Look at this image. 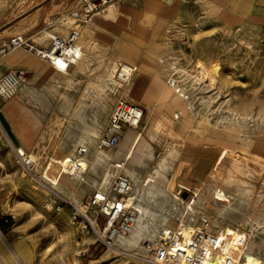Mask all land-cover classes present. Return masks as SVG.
Segmentation results:
<instances>
[{"label": "rangeland", "instance_id": "1", "mask_svg": "<svg viewBox=\"0 0 264 264\" xmlns=\"http://www.w3.org/2000/svg\"><path fill=\"white\" fill-rule=\"evenodd\" d=\"M44 1L0 0V42L15 34H24L37 45L47 46V34L65 36L72 25L67 16L71 9L55 19H39L37 9ZM156 5L162 11L157 12L150 24L149 14L139 16L134 9H130L131 14L127 13L124 1L111 0L87 22L98 34L94 36L95 41L87 44L80 35L79 43L84 47L82 57L77 65L68 67L67 74L56 72L49 64L44 66L46 62L24 49L11 50L0 58V62L11 67L21 62L20 55L25 54L29 59L25 58L24 62L31 65L25 66L27 73L14 71L21 73L20 88L10 98L0 99V109L17 136L15 139L0 120V231L3 232L0 243L9 247L10 255L11 250L19 248L15 263L29 264L34 256L43 264H154L142 249L143 240L141 249L117 250V245L111 248L96 241L89 229L75 228L70 214L77 204L68 202L71 200L67 195L38 180L51 158L61 159L72 150L76 140L90 128L95 114H99L103 127L120 98L144 111L139 126L133 131L141 132V142L149 143L153 158L145 159L137 168L141 175L153 171L166 158L173 170L169 188L174 191L176 184L189 188L186 179L197 169L198 157L207 151L217 156L212 158L209 174L195 188L200 189L204 200L197 206L198 213L193 219L206 216L212 221L215 218L224 204L213 199V188L223 189L230 197L235 193L223 185L228 177H232L235 186L250 187V192L241 198H244L243 204L230 215L229 221L239 224L257 196L264 203V124L248 129V134L240 139L237 130L229 127L224 130L216 124L226 114V107L242 114L255 110L264 113V0H179L178 3L173 0ZM104 28L106 35L102 33ZM163 53L170 55L162 63L164 68L175 56L188 70L200 63L212 79L211 87L205 91L198 89L195 95L187 93L195 111L199 112L194 120L190 116L173 117L181 108L175 101L164 104L159 93L161 82L153 77L152 70L145 68L149 60L159 63ZM11 56L15 58L13 61L6 60ZM118 64L136 67L137 75L130 82L121 81L115 75ZM36 72L43 75L35 78ZM26 89L35 93L29 95ZM105 105L107 111L101 115ZM150 108L155 113L147 118ZM122 134L124 139L130 137L129 133ZM15 147H23L36 156L31 170L17 158L13 152ZM229 149L233 152H225ZM140 151L141 147H136L135 156ZM222 152H225V167L219 173ZM231 157L238 159L239 171L232 169L230 164L235 159ZM206 187L211 191L204 192ZM189 189L181 190L178 196L184 200L182 194L186 193L190 197L194 189ZM90 196L84 195L81 203ZM171 224L168 229L174 230L175 223ZM48 236H53L52 248L41 252ZM15 241L22 246L10 244ZM261 246L254 247V251L257 253L260 248V254L264 255V246Z\"/></svg>", "mask_w": 264, "mask_h": 264}, {"label": "bare ground", "instance_id": "2", "mask_svg": "<svg viewBox=\"0 0 264 264\" xmlns=\"http://www.w3.org/2000/svg\"><path fill=\"white\" fill-rule=\"evenodd\" d=\"M157 12L158 5H155L152 7L149 14L150 24L155 20ZM82 50L83 49L81 48H75L69 51L67 58L69 63H66L63 59H58L53 66L49 65L56 72L67 74L68 67L77 65L78 61L81 59ZM74 55L78 56L79 60L76 59ZM168 56L170 55L163 53L158 59L159 63H154L152 60H149L145 65V68L147 71L152 70L153 77L161 82L159 93L164 99V104L169 105L175 101L181 108L178 113L173 114V117L178 118L180 116L181 118H185L190 116V119L194 120L196 119V116L199 115V112L198 110L195 111L193 101L189 99L187 93L194 94L198 89L200 92L201 90L205 91L211 87L212 79H210L207 72L204 71V68L200 63L196 64L192 70H188L180 63L179 58L175 56H172L171 61L167 64V67L164 68L162 63ZM121 66V71H117L115 75L123 80L133 79L138 73L136 67L124 64H121ZM29 93L32 95L34 94V91H29ZM213 99L210 98V101H213ZM223 102L224 101H222V103ZM226 103H228V100ZM106 107L107 105L102 109L101 115L106 113ZM237 111L230 107H226V114H222V118L217 120L216 124L223 126L224 130L228 127L237 130L239 134L238 139L245 136V134H248V129L253 128L254 130L256 129L254 127L258 126V124H264V113L262 112L255 110L254 113L248 112L242 114ZM154 113L155 111L150 108L148 110L147 118ZM98 115V113L94 115L90 128L76 140L72 150L65 154L61 159L55 160L51 158L50 162L42 168L40 178L37 179L46 182L50 189L59 192V194L63 193L67 195V197H69L67 199L71 200L68 202H75L77 204L76 207H82L83 203H81V198L86 194L108 195L112 200H115V196L109 191L113 177L118 174L127 176L130 180V191L127 196H124V199L126 200V203L133 208L132 210L135 221L127 234L119 235L115 240L116 245L119 246L117 250H124L125 248L141 249V240L156 241L157 238L161 236L162 231L170 230L168 229V226H170L172 222L175 223V229L172 231H180L183 236L188 237L194 229L188 221L193 219L198 213L197 206L203 204L204 198L203 194L199 193L200 189H194L188 200H183L178 196L181 190L186 189L185 185L176 184L174 185V191H172V188H169V184L170 175L173 170L166 158H162L153 171L141 175L137 168L144 164L145 159L151 161L153 155L150 152L151 147L149 143L141 142L140 131L135 132L133 131L134 129H127L123 133L124 135L129 133L130 137L124 139V136H122L115 148L111 150H105L102 148L96 149L94 143L96 142L102 128L99 120L100 117ZM142 129H145V127ZM148 136H150V133ZM233 138L235 139L236 137L233 136ZM136 147H141L138 156H135ZM252 150H255L257 153L260 152V149L258 148H252ZM227 151L231 153L233 152L231 149L225 150V152ZM13 152H15L17 158L20 159L22 163L26 160H30L36 164L37 159L34 154L27 153L20 147H15ZM225 152L220 154V160L222 162L219 163V173L222 172L225 167ZM250 152L251 151H249V153ZM234 159L235 160L230 165L233 170L237 171L239 169V164L236 162L238 159ZM52 168H56L53 174L50 173ZM242 175H245V173H242ZM217 179H220V177ZM223 185L233 189L235 193L232 194V197H230L226 191L217 186L213 188L212 195L216 202L224 204L218 210L219 216L229 219L227 215H233L235 210L243 204L244 198H241L245 192H250V187L249 185H246L245 187L235 186L232 177L225 179ZM203 190L206 192L210 189L206 187ZM212 222H214V219ZM220 227L222 231L220 233V238H222L221 240H223V243L221 244V251L215 252L213 256V264H222L225 256L240 257L241 264H264V258L258 256L254 251V247L256 248L261 245L258 244L255 239L258 234H260L259 230L261 229V224L256 218H252V216L248 214L243 217L239 224L230 219L229 222L222 221ZM238 236L245 237L246 240L248 239L247 245L243 248H240L238 245ZM52 237L53 236L47 237L46 240L48 243L40 249L41 252L49 251L52 248L54 240ZM17 256L16 250H11L12 260H15ZM29 262L30 264H43L40 263L39 260H36L34 256H32V259H30ZM154 264L156 263L154 262Z\"/></svg>", "mask_w": 264, "mask_h": 264}, {"label": "built area", "instance_id": "3", "mask_svg": "<svg viewBox=\"0 0 264 264\" xmlns=\"http://www.w3.org/2000/svg\"><path fill=\"white\" fill-rule=\"evenodd\" d=\"M111 0H80V6L71 9L67 16L72 20L71 27L65 36L54 33L47 34V46H39L24 34H15L6 41L0 42V58L11 50L24 49L34 53V55L50 65H54L58 59L68 61L69 51L80 49V26L87 24L93 15L100 13L105 5ZM79 60L78 56L74 55ZM119 72L122 69L118 64ZM118 72V74H119ZM118 77V76H117ZM130 82L133 79L123 80ZM23 82L21 73L7 71L0 77V99L10 98L20 88ZM144 111L138 105L129 103L120 98L113 105L107 121L101 128V132L95 142L98 148L113 149L117 146L125 128L136 129L143 117ZM23 165L31 170L34 163L26 160ZM110 193L115 196L112 200L108 195L94 194L82 205H73L70 214L71 224L77 228H87L95 236L96 241L114 248L115 240L119 235L127 234L135 221L133 208L126 203L124 196L130 191V180L123 174L113 177ZM185 197L184 200H188ZM55 205V201L52 202ZM48 207H52L48 205ZM59 210V207H56ZM230 218V215H227ZM220 222H229V219L216 214L214 222L209 217L200 216L198 219L188 221L194 227L188 237L180 231H163L156 241L143 240L142 249L147 252L151 261L156 264H213L215 252L221 251ZM220 230V231H219ZM3 232L0 231V236ZM239 247L243 248L247 244L245 237H237ZM149 260V261H150ZM222 264H241L240 257L225 256Z\"/></svg>", "mask_w": 264, "mask_h": 264}, {"label": "crops", "instance_id": "4", "mask_svg": "<svg viewBox=\"0 0 264 264\" xmlns=\"http://www.w3.org/2000/svg\"><path fill=\"white\" fill-rule=\"evenodd\" d=\"M121 2L124 1V9H128L127 13H130V9H134V12H136V15L141 16L142 14H150V8L153 6V4L162 3L165 4L167 1L173 2V0H119ZM179 0H174V2L178 3ZM247 1H257V0H247ZM128 2H131L132 5H130ZM125 3H128L129 5H125ZM138 4V5H136ZM80 6V0H45L44 3L37 9L38 14L40 15L39 19H55L58 18L63 13H66L69 9H76ZM162 10H158V13H161ZM159 15V14H158ZM163 15V14H162ZM46 23V21H44ZM104 35L108 34L106 28H104L103 32ZM98 34V31L92 26L91 23L86 24L84 26H80V35L83 36L84 40L83 42L89 43L92 41H95L94 36ZM81 45V44H80ZM82 48V45H81ZM23 57L21 62H17L16 64L9 67L8 65H5L3 62H0V75L5 73L8 70L13 71H22L25 72V66H31L28 63L26 64L24 62V59H29V56L22 54L20 55V58ZM31 58V57H30ZM15 58L13 56L8 57L6 60L13 61ZM33 59V58H32ZM35 60V59H34ZM45 63L44 66H46ZM28 68V67H27ZM28 70V69H27ZM27 73V72H25ZM43 74L41 72H36L35 78H40ZM29 91L34 90H27L26 92L30 95ZM35 93V92H34ZM0 120H2L8 127L10 134L17 139L16 134L14 133L13 129L11 128V125L5 115V113L0 109ZM24 149L23 147H20ZM25 150V149H24ZM26 151V150H25ZM201 157H198L197 160V169L192 170V175H189L186 179V183L189 185V188L195 189L198 185L203 182V180L206 178L207 174H209L210 168H211V161L212 158L217 159V156L211 155L209 151L204 152ZM200 159V160H199ZM195 162V160H194ZM189 188H186L188 191H190ZM261 199L254 198L252 205L249 208V211L243 215L250 214L252 218H256L258 222L261 224V229L259 230L258 236L256 237V241L259 244H264V203H260ZM243 217L241 218L240 222L242 221ZM3 236V235H2ZM0 236V240L2 239ZM12 245H21L17 241L10 243ZM264 246V245H262ZM261 246V247H262ZM13 247V246H12ZM258 248V247H257ZM260 249V248H259ZM257 251L258 256H261L264 258V255L260 254V251ZM15 250H19V248H15ZM32 259V257L30 258ZM0 264H17L15 263L10 255V250L8 246H2L0 243ZM25 264V263H21ZM30 264V263H29Z\"/></svg>", "mask_w": 264, "mask_h": 264}, {"label": "water", "instance_id": "5", "mask_svg": "<svg viewBox=\"0 0 264 264\" xmlns=\"http://www.w3.org/2000/svg\"><path fill=\"white\" fill-rule=\"evenodd\" d=\"M182 197L185 198V197H186V193H183V194H182Z\"/></svg>", "mask_w": 264, "mask_h": 264}]
</instances>
